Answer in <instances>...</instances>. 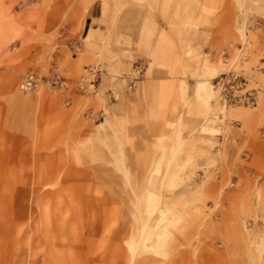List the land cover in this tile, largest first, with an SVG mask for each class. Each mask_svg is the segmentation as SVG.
<instances>
[{
  "label": "rangeland",
  "instance_id": "obj_1",
  "mask_svg": "<svg viewBox=\"0 0 264 264\" xmlns=\"http://www.w3.org/2000/svg\"><path fill=\"white\" fill-rule=\"evenodd\" d=\"M0 4V264H264V0Z\"/></svg>",
  "mask_w": 264,
  "mask_h": 264
},
{
  "label": "built area",
  "instance_id": "obj_2",
  "mask_svg": "<svg viewBox=\"0 0 264 264\" xmlns=\"http://www.w3.org/2000/svg\"><path fill=\"white\" fill-rule=\"evenodd\" d=\"M23 83L21 84L22 86H21V89H22V87L24 88L23 89V91H25V92H29V91H31L34 87H35V85H36V77H35V75H32V74H29V75H27L24 79H23ZM220 85H223V84H220ZM223 87H224V85H223ZM226 90V89H225ZM244 100H246L245 102L248 104L249 102H248V100H253V98L250 96V97H246V98H244Z\"/></svg>",
  "mask_w": 264,
  "mask_h": 264
},
{
  "label": "bare ground",
  "instance_id": "obj_3",
  "mask_svg": "<svg viewBox=\"0 0 264 264\" xmlns=\"http://www.w3.org/2000/svg\"><path fill=\"white\" fill-rule=\"evenodd\" d=\"M1 5V4H0ZM13 5H14V2H12V6H10L9 8H8V11L10 12V16H11V21L12 22H14L15 20H14V16H12V14H11V10H12V7H13ZM24 81L22 80L21 82H20V84H19V91L21 92V93H23V94H28V93H30V92H32L33 90H34V88L31 90V91H27V92H25V91H23V89L25 88H23L22 87V89H21V84L23 83ZM178 150V149H177ZM118 163H120V161L118 162ZM147 226H148V224H147V222L145 221H143L142 222V237H144V235H145V232H146V228H147Z\"/></svg>",
  "mask_w": 264,
  "mask_h": 264
}]
</instances>
